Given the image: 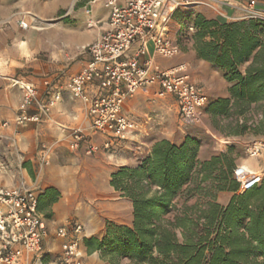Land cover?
I'll use <instances>...</instances> for the list:
<instances>
[{"label": "crops", "instance_id": "0c3cea01", "mask_svg": "<svg viewBox=\"0 0 264 264\" xmlns=\"http://www.w3.org/2000/svg\"><path fill=\"white\" fill-rule=\"evenodd\" d=\"M251 1L257 16L264 19V0H220L212 7L198 5L175 11L168 6V35L178 44L180 52L171 58L155 55L153 65L167 69L185 64L191 82L203 88L207 103L229 97L230 83L223 69L197 54L193 39L197 28L193 20L196 15L219 23L246 19L250 17L247 8ZM108 16L104 0H57L50 5L32 0H0V122H8L0 128V183L12 187L23 179L35 189L40 196L38 212L48 230L40 255L31 258L29 264H56L61 245L73 235L72 228L68 237L57 236L56 230L73 222L82 225L79 237L84 264H110L101 259L98 251L88 252L83 240L91 237L101 240L107 221L132 225V201L110 185L111 174L121 166L138 165L157 141L165 139L179 145L187 132L197 131L193 126L176 129L165 126V115L170 112L176 120V101L172 95L151 101L149 94H137L121 106V115L134 123L126 139L110 140L109 147H104L103 136L91 135L77 149L69 147L72 130L79 127L86 135L90 134L91 120L85 106L71 96L66 84L90 60L83 47L100 38L107 28ZM19 20L27 21V28H21ZM132 52L133 49L129 54ZM245 66H240V71ZM23 84L36 92L25 114H37L40 118L17 126L14 120L21 113ZM154 90L151 88L150 94ZM88 91L94 94V86ZM55 92H60V99L48 113H42V105ZM89 144L97 149L87 153ZM43 146L47 148V164L40 162ZM217 154L201 141L198 151L201 161ZM260 162L234 155L235 165L245 164L252 170L264 169V163ZM232 195V191L222 190L213 198L225 206ZM196 199L197 196L188 202ZM199 199L202 202V197ZM176 201L178 206L183 202L181 198Z\"/></svg>", "mask_w": 264, "mask_h": 264}, {"label": "trees", "instance_id": "16d2710c", "mask_svg": "<svg viewBox=\"0 0 264 264\" xmlns=\"http://www.w3.org/2000/svg\"><path fill=\"white\" fill-rule=\"evenodd\" d=\"M193 22L198 56L230 83L229 97L209 101L205 112L215 124L229 120L227 136L264 134V19ZM200 144L189 133L179 145L162 139L138 165L115 170L110 185L132 201V225L107 221L101 240H83L87 251L110 264H264V182L240 192L234 146L201 161ZM222 190L233 192L225 206L213 198Z\"/></svg>", "mask_w": 264, "mask_h": 264}, {"label": "built area", "instance_id": "2783aa9c", "mask_svg": "<svg viewBox=\"0 0 264 264\" xmlns=\"http://www.w3.org/2000/svg\"><path fill=\"white\" fill-rule=\"evenodd\" d=\"M217 2L220 0H104L109 8L107 28L98 40L83 47L90 54V60L66 84L71 96L85 106L91 120L90 134L86 135L79 127L72 130L69 147L77 149L91 135L103 136L104 147H109L110 140L126 139L134 123L121 115V106L125 99L137 94H149L151 101L170 94L176 101L181 126L200 123L208 101L203 88L191 82L185 64L159 69L153 65V56L171 58L180 52L178 44L168 35V6L175 11L198 5L212 7ZM253 4L254 1L249 3L247 13L258 17ZM19 26L27 28L28 22L19 20ZM141 57H144L142 61ZM91 86L95 88L94 94L88 91ZM151 88L155 90L150 94ZM22 89L21 113L14 120L17 126L40 118L37 114L27 116L24 111L35 98L34 88L23 84ZM60 97V92H55L53 98L42 105V113H48ZM7 125V121L0 122V128ZM42 149L40 162L47 164V148ZM96 149V145L89 144L86 152ZM247 153L249 157L264 153V140L252 141ZM232 177L242 192L263 182V170L236 164ZM37 206V191L23 179L12 187L0 183V264H29L31 258L40 255L48 230ZM69 228L73 235L61 245L56 264H84L79 237L82 225L73 222L61 226L56 235L68 237Z\"/></svg>", "mask_w": 264, "mask_h": 264}, {"label": "rangeland", "instance_id": "374dc122", "mask_svg": "<svg viewBox=\"0 0 264 264\" xmlns=\"http://www.w3.org/2000/svg\"><path fill=\"white\" fill-rule=\"evenodd\" d=\"M32 1L39 2L41 4L43 3V4L50 5L54 1H57V0H32ZM68 1H71V0H68ZM59 13L60 12L58 11L57 15ZM259 115L260 114H255L256 121L262 118V116H259ZM173 117L174 116L170 112L169 115L168 114L165 115L164 122H165V126L170 127V128L174 127L176 129L177 127L181 126L178 121V110L176 114V120H174ZM228 122H229L228 119H223L222 121H219V123L215 124L213 119L205 112V107H204V109L202 110L201 122L196 125H192L193 128H195L197 131L193 130L187 133H191L192 134L191 136H194L198 138L199 140H201L202 142H204L205 144H207L208 147L211 149V151L220 153L224 150H227L229 146H234L233 155L238 154L242 157L252 158L255 161H261L260 165L262 162L264 163V153H261V155L258 157H249L247 153V148L252 143V141L264 140V134L248 132L239 137L232 136V135L227 136L223 134L224 133L223 129H227L226 126ZM258 169L263 170V182H264V169H261V168H258Z\"/></svg>", "mask_w": 264, "mask_h": 264}, {"label": "bare ground", "instance_id": "6f19581e", "mask_svg": "<svg viewBox=\"0 0 264 264\" xmlns=\"http://www.w3.org/2000/svg\"><path fill=\"white\" fill-rule=\"evenodd\" d=\"M248 167V166H247Z\"/></svg>", "mask_w": 264, "mask_h": 264}]
</instances>
